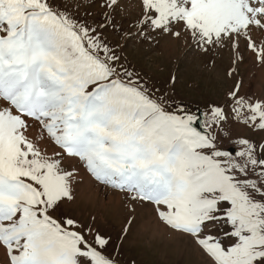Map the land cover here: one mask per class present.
Instances as JSON below:
<instances>
[{"label":"snow or ice","instance_id":"obj_1","mask_svg":"<svg viewBox=\"0 0 264 264\" xmlns=\"http://www.w3.org/2000/svg\"><path fill=\"white\" fill-rule=\"evenodd\" d=\"M180 42L212 70L227 58L203 108L148 70ZM249 60L264 69V0H0V264H138L152 217L165 264H264ZM82 173L125 194L115 237L75 213Z\"/></svg>","mask_w":264,"mask_h":264},{"label":"rangeland","instance_id":"obj_2","mask_svg":"<svg viewBox=\"0 0 264 264\" xmlns=\"http://www.w3.org/2000/svg\"><path fill=\"white\" fill-rule=\"evenodd\" d=\"M217 64L216 70L205 67L201 58L195 53H189L180 42L174 43L168 48L165 58L149 60L148 70L153 76L160 79L169 75L176 76L178 96L189 102L190 107L195 109L197 106L203 108L205 100L216 99L223 92L225 87L223 68L227 66V58L225 57L222 65L217 58ZM239 71L240 77L244 80L242 90L244 93L251 91L257 95H264V69L253 67L249 60L240 67ZM82 175L83 183L77 190L75 213L82 218L94 215L98 225L115 237L129 214L128 208L125 207V194L97 185L87 174L82 173ZM142 211L138 208L137 214ZM149 225H153L157 231H166L152 217L147 223L140 226L128 247L137 252L138 264H165L166 256L144 246L143 240L148 235ZM168 243L175 244L178 254L180 246L176 243L175 238Z\"/></svg>","mask_w":264,"mask_h":264},{"label":"bare ground","instance_id":"obj_3","mask_svg":"<svg viewBox=\"0 0 264 264\" xmlns=\"http://www.w3.org/2000/svg\"><path fill=\"white\" fill-rule=\"evenodd\" d=\"M261 75V74H260ZM262 78V77H261ZM264 78V77H263ZM92 180V179H91ZM93 181V180H92Z\"/></svg>","mask_w":264,"mask_h":264}]
</instances>
